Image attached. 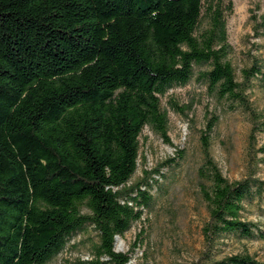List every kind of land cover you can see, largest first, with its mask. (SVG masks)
I'll list each match as a JSON object with an SVG mask.
<instances>
[{"label":"trees","instance_id":"obj_1","mask_svg":"<svg viewBox=\"0 0 264 264\" xmlns=\"http://www.w3.org/2000/svg\"><path fill=\"white\" fill-rule=\"evenodd\" d=\"M251 20L264 38V9ZM230 51L222 0H0V264H48L88 225L97 240L86 264H128L115 237L152 207L151 173L184 158L177 149L130 182L139 135L147 126L172 145L161 97L192 79L247 115L251 165L264 113L246 91L264 82V58L238 80ZM168 104L186 116L188 105ZM218 120L207 112L199 131L201 263L264 264L248 252L213 253L221 237L264 235L244 214L264 179L222 174L210 152Z\"/></svg>","mask_w":264,"mask_h":264},{"label":"rangeland","instance_id":"obj_2","mask_svg":"<svg viewBox=\"0 0 264 264\" xmlns=\"http://www.w3.org/2000/svg\"><path fill=\"white\" fill-rule=\"evenodd\" d=\"M222 6L227 40L231 46L227 58L236 78L241 80V70L249 66L254 57L264 58V38L254 35L251 20V15L263 11L264 0H222ZM201 25L205 26L203 20ZM246 93L253 107L264 113V82L255 79ZM170 99L189 106L186 116L170 108ZM161 107L167 112L172 145L145 126L139 135L137 167L130 182L141 179L144 171H150L158 163L173 157L177 149L184 150V158L178 165L161 167L160 174L151 173L150 179L157 180L150 188L153 205L144 210L141 218L126 232L116 237L114 249L129 253L128 264H199L205 250L202 229L208 219L197 174L202 162L199 131L204 126L206 113L214 112L219 117L211 135L210 152L229 181L245 177L249 170L264 179V152L258 150L264 143V133L256 135V143L250 151L252 164L249 165L250 122L247 115L240 109H229L226 101H217L206 86L195 79L167 91L161 97ZM244 214L264 231V194L248 205ZM96 240V231L88 225L71 237L48 264H86L90 247ZM237 252H248L264 261V235L253 239L224 236L213 248L218 257Z\"/></svg>","mask_w":264,"mask_h":264},{"label":"water","instance_id":"obj_3","mask_svg":"<svg viewBox=\"0 0 264 264\" xmlns=\"http://www.w3.org/2000/svg\"><path fill=\"white\" fill-rule=\"evenodd\" d=\"M116 238V237H115Z\"/></svg>","mask_w":264,"mask_h":264}]
</instances>
